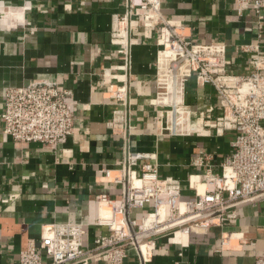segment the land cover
Instances as JSON below:
<instances>
[{
    "label": "crops",
    "instance_id": "0c3cea01",
    "mask_svg": "<svg viewBox=\"0 0 264 264\" xmlns=\"http://www.w3.org/2000/svg\"><path fill=\"white\" fill-rule=\"evenodd\" d=\"M127 0H0V115L5 90L34 80L50 79L73 93L75 127L56 149L38 142H16L2 134L0 119V264H19L31 242L52 233V224L78 222L88 230L85 246L109 233L97 219L114 215L99 196L120 198L121 185L112 181L123 166L124 139L109 122L122 106L115 96L126 89L132 149L157 152L161 177L181 180L182 198L205 190L207 167L192 165L201 152L213 154V171L232 153L233 132L217 134L219 97L195 77L186 85L199 130L189 136L161 134L156 115V59L165 21L181 34L202 43L228 46L229 70L246 74L251 65L243 45L264 50V19L251 8L242 13L234 0H161L159 18L134 17L131 61L127 65L111 43L117 15ZM156 21V23L154 22ZM112 170L109 177L101 173ZM138 173L141 165L137 166ZM228 172V170H226ZM193 187V188H192ZM134 208V218L150 210ZM119 222L124 220L117 214ZM229 235L225 246L221 244ZM264 254V195L243 204L239 215L224 226L178 230L142 246V255L127 248L124 264H253ZM49 262V258H44ZM87 264H109L103 257Z\"/></svg>",
    "mask_w": 264,
    "mask_h": 264
},
{
    "label": "built area",
    "instance_id": "2783aa9c",
    "mask_svg": "<svg viewBox=\"0 0 264 264\" xmlns=\"http://www.w3.org/2000/svg\"><path fill=\"white\" fill-rule=\"evenodd\" d=\"M240 13L251 8L264 19V0H234ZM161 0H127L124 12L117 15L111 32L125 64L131 61V38L134 17L159 16ZM159 18V17H157ZM156 23V21H154ZM166 40L160 43L156 59V115L158 132L174 136H189L199 130L191 105L186 100V85L195 77L201 86H210L219 97L221 113L217 116V134L233 132V151L222 162V173L213 171V154L201 152L192 160L194 166L207 167L205 190L193 198H182L181 180L161 177L157 152L132 149L129 134L132 125L128 117L126 89L115 96L122 106L114 111L108 123L113 134L124 139L123 166L112 181L121 185L120 198L99 196L114 209L109 218L97 219V225L109 233L95 236L92 245L85 246L86 227L78 222L54 223L52 233L31 242L18 256L19 264H87L91 258L103 257L109 264H124L127 248L134 247L142 255V246L158 237L170 236L178 230L224 226L239 215L240 207L264 195V50L258 44L243 45L249 52L251 68L246 74L231 73L228 66V46L221 42L194 41L170 26L166 21L160 30ZM73 93L58 81L34 80L26 85L5 90L4 109L0 115L2 134L16 142H38L56 149L73 134L75 106ZM141 165L138 173L137 166ZM228 170V172H226ZM103 176L112 170L101 171ZM140 219L130 210L147 208ZM117 214L124 220L119 222ZM229 235L222 239L225 246ZM48 257L49 262L44 258ZM253 264H264V254Z\"/></svg>",
    "mask_w": 264,
    "mask_h": 264
}]
</instances>
